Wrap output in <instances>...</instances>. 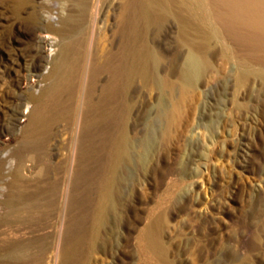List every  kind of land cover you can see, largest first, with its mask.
<instances>
[{
  "label": "rangeland",
  "instance_id": "1",
  "mask_svg": "<svg viewBox=\"0 0 264 264\" xmlns=\"http://www.w3.org/2000/svg\"><path fill=\"white\" fill-rule=\"evenodd\" d=\"M166 1L176 15L150 28L141 25V43L154 50L147 59L150 78L140 77L128 87L125 149L104 201V221L97 224L101 232L95 251L85 248L80 263L162 264L142 238L147 227L156 225L168 264H264V77L258 73L264 58L241 47L210 16L233 17L223 0H207L209 15L199 0ZM126 2L101 0L93 11V40L102 59L123 49ZM78 4L0 0V223L10 219L0 224V263L2 248L10 242L56 234L63 246L74 229L81 231V208L69 207L67 200L72 192L81 195L82 187L74 184L77 153L70 174H50L62 181L58 214L44 224L22 225L10 218L5 205L16 190L17 153L29 114L55 82L53 69L64 43L82 37L90 41V21L81 16ZM69 16L78 20L77 30L63 36L59 30ZM241 72L246 73L243 83ZM110 77L108 72L100 75L94 99ZM182 93L186 97L173 121L171 110ZM8 110L18 115L7 129ZM80 133V125H57L47 142L49 163L65 160V146ZM21 174L32 188L39 166L26 158ZM92 185L88 209L99 195Z\"/></svg>",
  "mask_w": 264,
  "mask_h": 264
},
{
  "label": "bare ground",
  "instance_id": "2",
  "mask_svg": "<svg viewBox=\"0 0 264 264\" xmlns=\"http://www.w3.org/2000/svg\"><path fill=\"white\" fill-rule=\"evenodd\" d=\"M100 1L79 0L78 10L81 16L90 21L91 30L88 34L90 41L87 43L82 37L64 43L60 61L53 69L55 82L47 92L45 91L46 94L38 100L37 106L29 114L28 127L26 125L24 129L22 144L17 153L18 166L14 174L16 190L5 201L10 218L24 223L22 225L44 224L62 209V181L51 178L50 174L53 172L64 176L70 174L77 153L78 166L74 184L76 188L82 187L81 195L79 197L72 192L67 200L69 207L74 208L78 205L81 208V231L74 229L63 246H60L61 236L56 234L38 236L29 242L4 244L2 248L4 256L0 264H34L35 262L82 264L80 263L81 252L88 246L95 251L94 242L100 237L101 232L97 224L104 221V201L112 193L114 173L125 149L127 90L129 85L138 78L141 77L146 81L150 78L147 59L153 55L154 50L147 44L141 43V25L144 24L146 28H150L158 21L176 15L166 0H127L121 19L126 30L123 49L119 53L110 52L102 59L100 47L93 40L97 10L95 15L93 11ZM223 1L232 7L233 17L221 20L216 13L210 16L241 47L264 58V0ZM199 2L203 11L208 14L207 0H199ZM63 24L59 32L67 36L77 30L78 20L69 16ZM103 72L110 73L111 77L106 82L105 88H102L104 91L100 94L101 96L94 99L96 84ZM258 73L264 77V69L258 70ZM245 80L246 73L241 72L239 82L243 83ZM185 97V93H182L173 106L171 110L173 121L177 119L180 105ZM17 115V110L7 111L4 123L7 129L16 124ZM60 123H65L68 127L80 125L81 133L79 137L73 136L69 144L65 146L67 158L59 164L54 162L56 165H53L48 161L47 142ZM26 158H32L39 166L38 183L32 188L27 187L21 174ZM93 182L99 188V195L92 208L88 209V194ZM9 221L10 219H5L4 222L9 223ZM4 222L2 220L3 224ZM142 238L147 250L154 253L162 264L169 263L166 245L158 226L147 227L142 232Z\"/></svg>",
  "mask_w": 264,
  "mask_h": 264
}]
</instances>
